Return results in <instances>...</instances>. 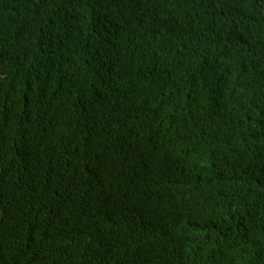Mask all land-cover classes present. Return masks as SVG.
I'll list each match as a JSON object with an SVG mask.
<instances>
[{
    "label": "trees",
    "instance_id": "16d2710c",
    "mask_svg": "<svg viewBox=\"0 0 264 264\" xmlns=\"http://www.w3.org/2000/svg\"><path fill=\"white\" fill-rule=\"evenodd\" d=\"M0 264H264V0H0Z\"/></svg>",
    "mask_w": 264,
    "mask_h": 264
}]
</instances>
